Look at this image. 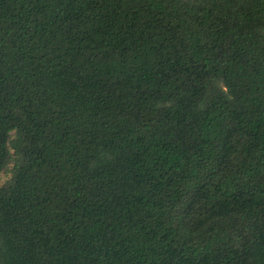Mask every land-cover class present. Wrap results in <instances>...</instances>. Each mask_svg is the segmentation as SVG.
I'll use <instances>...</instances> for the list:
<instances>
[{
  "label": "trees",
  "instance_id": "1",
  "mask_svg": "<svg viewBox=\"0 0 264 264\" xmlns=\"http://www.w3.org/2000/svg\"><path fill=\"white\" fill-rule=\"evenodd\" d=\"M0 264H264V0H0Z\"/></svg>",
  "mask_w": 264,
  "mask_h": 264
}]
</instances>
